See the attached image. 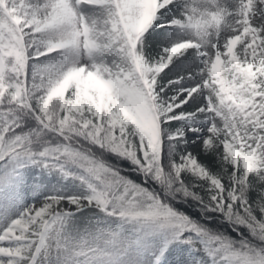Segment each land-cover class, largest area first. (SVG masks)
Masks as SVG:
<instances>
[{
	"label": "snow or ice",
	"instance_id": "obj_1",
	"mask_svg": "<svg viewBox=\"0 0 264 264\" xmlns=\"http://www.w3.org/2000/svg\"><path fill=\"white\" fill-rule=\"evenodd\" d=\"M0 264H264V0H0Z\"/></svg>",
	"mask_w": 264,
	"mask_h": 264
}]
</instances>
